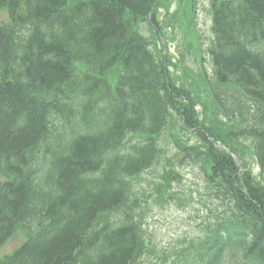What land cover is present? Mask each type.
Masks as SVG:
<instances>
[{
    "label": "trees",
    "instance_id": "trees-1",
    "mask_svg": "<svg viewBox=\"0 0 264 264\" xmlns=\"http://www.w3.org/2000/svg\"><path fill=\"white\" fill-rule=\"evenodd\" d=\"M158 2L0 0V248L24 234L0 264H264V0H211V117L136 31ZM168 129L197 140L181 151L220 210L154 253L128 179L160 164Z\"/></svg>",
    "mask_w": 264,
    "mask_h": 264
},
{
    "label": "rangeland",
    "instance_id": "rangeland-1",
    "mask_svg": "<svg viewBox=\"0 0 264 264\" xmlns=\"http://www.w3.org/2000/svg\"><path fill=\"white\" fill-rule=\"evenodd\" d=\"M210 5L211 0H160L153 16L137 23L135 27L143 39L150 41L151 50L155 52L157 48L169 61L168 64L166 62V69L172 83L193 93L207 117L216 113L204 80L206 78L208 81L212 76L208 52L213 39ZM7 22L6 10L0 11V23ZM84 72L79 67L77 73ZM118 74L119 70H113L105 78L111 88L115 86ZM55 128V140L63 138L65 141L68 136L65 125L58 122ZM196 142L192 135L168 129L162 137L163 155L160 164L128 179L126 204L133 203L131 215L136 219L143 243L151 247L154 253L177 251L187 246L185 243L201 236L203 223L207 218L210 219L209 212L214 214L220 210L219 203L207 195L208 190L198 166L191 165L186 159L178 164L184 156L181 148ZM244 152L246 163L257 177L258 168L251 154L248 150ZM165 171H173L175 175L169 183L162 179ZM172 194L174 201L169 198ZM111 218L116 219L117 215L112 214ZM23 241L24 234L14 235L0 248V259L11 254ZM140 263L157 264L147 256Z\"/></svg>",
    "mask_w": 264,
    "mask_h": 264
},
{
    "label": "water",
    "instance_id": "water-1",
    "mask_svg": "<svg viewBox=\"0 0 264 264\" xmlns=\"http://www.w3.org/2000/svg\"><path fill=\"white\" fill-rule=\"evenodd\" d=\"M220 146H221V144H220ZM187 157L190 158L189 156H187ZM184 158H185V157H184ZM184 158H182V159L180 160V163L183 161Z\"/></svg>",
    "mask_w": 264,
    "mask_h": 264
}]
</instances>
